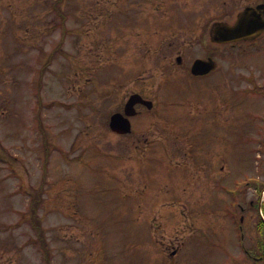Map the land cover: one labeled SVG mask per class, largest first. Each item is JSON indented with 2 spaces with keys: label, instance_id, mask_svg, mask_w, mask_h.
Instances as JSON below:
<instances>
[{
  "label": "rangeland",
  "instance_id": "obj_1",
  "mask_svg": "<svg viewBox=\"0 0 264 264\" xmlns=\"http://www.w3.org/2000/svg\"><path fill=\"white\" fill-rule=\"evenodd\" d=\"M54 1L0 0V264H256L243 246L250 254L257 215L234 212L249 224L241 243L224 198L213 207L216 197L191 181V157L184 162L190 178L178 167L185 142L174 140L172 129L194 147L200 118L222 110L209 87L175 71L174 90L161 92L143 130L118 135L108 125L133 80L155 75L154 88L162 82L165 52L171 72L181 68L176 55L188 64L204 54L207 18L194 17L217 12L222 1L165 0L162 12L158 0H63L70 29L63 39L53 25ZM133 1L136 11L151 4L166 20L133 27ZM59 41L61 51L50 52ZM230 61L220 56L225 66ZM259 61L264 65V54ZM234 71L219 95L225 84L233 93L245 84L238 76L244 68ZM232 99L240 116L263 110L259 98ZM142 132L153 141L143 149L135 145L147 142ZM231 156L229 179L254 174L250 157ZM41 185L37 217L47 263L28 210Z\"/></svg>",
  "mask_w": 264,
  "mask_h": 264
},
{
  "label": "flooded vegetation",
  "instance_id": "obj_2",
  "mask_svg": "<svg viewBox=\"0 0 264 264\" xmlns=\"http://www.w3.org/2000/svg\"><path fill=\"white\" fill-rule=\"evenodd\" d=\"M220 1H222L223 5L217 12L214 10L213 13L199 14L194 17L204 16L205 19L207 18L205 22L208 26L210 44L205 46L203 55L193 57L188 64L183 61L181 54L176 55L175 59L181 62L177 66L181 68L176 69L173 67L171 72L169 66L173 65V62H166L167 52H165L164 56H162L164 60L161 71L164 75L160 79L162 82H159L154 88L155 75L133 80V90L128 91L125 99L133 93V95L138 94L143 99L152 101L153 104L151 107L141 101H137L134 104L135 110H133V116L130 117V120L132 122V118L139 117L142 119V124L141 126H136L133 121L130 134L133 135V133L143 130L146 125L145 115L147 118L148 115H152V112L156 110V103H159L161 92H164L167 96V92L174 90L177 74H186L200 80L206 88L209 87L212 94H214V99L220 102L222 110H220L216 118L208 114L200 118V126L197 131L199 138L194 147L191 146V142L187 138L179 136V143L181 142L180 144L183 145L182 142H185L188 145L184 143L183 147L180 146L178 148L182 156L178 166L181 169H186L185 174L181 175V178H184L185 175L190 178L191 169L184 162L188 157H191L194 174L196 175L194 181H191L198 185L201 193L205 196L216 197V201H212L211 204L213 207L217 205V198L222 197L224 198L223 202L227 214L231 215L237 209L244 214H254L258 212V209L264 208V173H260L263 167H257L258 165L264 166V106L260 112L255 113L247 110L245 117L240 116L233 104L232 97H238L239 99L252 96L264 101V65L259 61L261 55L264 54V0ZM172 2L174 5L178 4V0H172ZM218 2L219 0H210L209 4L214 6ZM135 4V1H133V27L136 26V23L138 24L139 20L148 19L152 21L155 19L157 22L166 20L163 17L165 15L161 16L150 10L151 4L142 7L140 11H136ZM157 6L160 10L162 9V12L166 11L165 0H158ZM169 6H172L173 16L176 11L173 5ZM241 13L243 15L241 20H239ZM205 19L192 21L198 22ZM199 28L200 26H198ZM201 49H203V45H201ZM157 51L159 52V50ZM148 52L145 51V53ZM225 54L231 57L230 63L226 64V66L225 63L220 62V56ZM196 58L211 59L213 67L205 73L193 74L190 68ZM237 66L245 70V72L238 74L245 81V84L234 89L235 93L225 84L226 93L219 95L223 82L229 80L230 75L235 72L234 68ZM175 71L178 73L173 76L172 73ZM167 74L170 75L167 76ZM123 106L116 111L123 112ZM204 121L210 122L211 125L203 127ZM141 134L144 136L143 141L147 140V142L141 145L140 141L135 145L143 149L150 146L152 142L145 136L144 132ZM137 139L140 140L141 137ZM131 145H133V142ZM235 150L239 153L238 160L243 159L245 156L250 157L255 170L254 174H249L248 170L245 171L234 182V178L229 179L232 171L229 166V158H232L231 154ZM202 194L198 196L203 197L204 195ZM245 219L242 217V224H236L233 229L241 243L244 239L243 232L245 228H249V224L245 223ZM253 227L256 234L250 244V254L244 246L243 249L251 259H263L264 225L255 222ZM226 229L229 230L228 232L231 230L230 226ZM250 232L248 229L247 233L249 235Z\"/></svg>",
  "mask_w": 264,
  "mask_h": 264
},
{
  "label": "trees",
  "instance_id": "obj_3",
  "mask_svg": "<svg viewBox=\"0 0 264 264\" xmlns=\"http://www.w3.org/2000/svg\"><path fill=\"white\" fill-rule=\"evenodd\" d=\"M63 0H56L54 2H52V4H50V9H54L57 13V17H58V22H59V26L62 28V34L66 35L67 32L69 31L68 28L66 27L65 23H66V13H64V11L61 10V2ZM68 30V31H67ZM59 44H57L55 47L58 48ZM56 49V48H55ZM48 62V61H47ZM48 154V149L45 150V155ZM49 160V159H48ZM48 160L45 159V165L44 167L46 168V164L48 163ZM42 185L40 186V188L38 189V194L32 198L30 204H29V213H30V220L33 221L34 225V229L36 230L37 234H36V239L37 241H39L41 248L44 250L45 252V256L49 257V249L46 243V238L44 236L43 233V228H41L40 226V218L37 217V208L40 202V193L42 191ZM260 222H263L260 218H259Z\"/></svg>",
  "mask_w": 264,
  "mask_h": 264
},
{
  "label": "water",
  "instance_id": "obj_4",
  "mask_svg": "<svg viewBox=\"0 0 264 264\" xmlns=\"http://www.w3.org/2000/svg\"><path fill=\"white\" fill-rule=\"evenodd\" d=\"M212 66L210 61H205L201 59H196L191 67L192 72L194 73H203L208 71ZM133 95L129 98V100L125 104V112L127 114H131L133 109ZM110 125L113 129L118 130L120 132H125L130 129V123L127 117H124L121 113H114L111 116Z\"/></svg>",
  "mask_w": 264,
  "mask_h": 264
}]
</instances>
